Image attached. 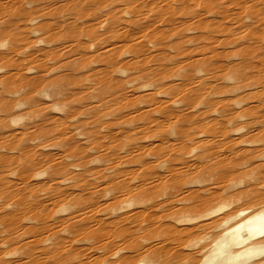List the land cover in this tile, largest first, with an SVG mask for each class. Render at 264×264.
<instances>
[{
    "label": "rangeland",
    "instance_id": "374dc122",
    "mask_svg": "<svg viewBox=\"0 0 264 264\" xmlns=\"http://www.w3.org/2000/svg\"><path fill=\"white\" fill-rule=\"evenodd\" d=\"M261 1L0 0L6 3L0 6V264L149 262L146 252L135 258L137 241L167 256L176 250L174 258L189 264L212 247L223 218L264 206L253 200L264 195V165H241L238 154L264 144ZM251 2L254 13L241 6ZM31 78L40 81L37 87ZM206 152L212 157H202ZM31 162L36 165L26 170ZM261 162L264 157L255 159ZM233 163L242 170L235 175ZM57 168L61 192L72 190L66 203L49 206L47 178ZM153 181L156 194L182 188L177 194L186 197L177 206L194 203V189L202 196L219 188L223 196L194 216L209 214L165 218L144 239L145 213L135 218L131 212L146 205L140 204L146 191L136 186ZM30 185L44 207L31 198ZM243 188L253 194L239 196ZM19 194L26 198L21 204L29 199L25 208ZM90 207L96 211L91 220L70 222ZM127 255L132 260H123Z\"/></svg>",
    "mask_w": 264,
    "mask_h": 264
},
{
    "label": "bare ground",
    "instance_id": "6f19581e",
    "mask_svg": "<svg viewBox=\"0 0 264 264\" xmlns=\"http://www.w3.org/2000/svg\"><path fill=\"white\" fill-rule=\"evenodd\" d=\"M210 1H217V0H210ZM245 1H247V0H245ZM0 3H2V2H0ZM247 3V2H246ZM252 3V2H251ZM249 3V4H241V6L242 7H246L247 8V10L248 11H251V10H254L255 12H256V10L254 9V8H256L257 7V5L254 3ZM261 3H263V0L261 1ZM6 3H4V4H1L2 6L3 5H5ZM0 5V6H1ZM239 5V4H238ZM240 6V7H241ZM245 8V9H246ZM254 11L252 12V13H254ZM250 13V12H249ZM261 13V11H259V14ZM259 17V16H258ZM264 18V17H263ZM36 18H34V20H35ZM262 19V18H261ZM256 20V19H255ZM18 68V67H17ZM17 68H16V70H17ZM18 69H20V67L18 68ZM31 69V68H30ZM17 72H19V71H17ZM44 72V71H43ZM15 73V72H14ZM22 73V72H21ZM21 73H19L18 75H20ZM24 73V72H23ZM22 73V74H23ZM21 74V75H22ZM25 74V73H24ZM9 75V74H8ZM11 75V74H10ZM15 75H17L16 73H15ZM41 75V74H40ZM12 76V75H11ZM23 76V75H22ZM26 76V75H25ZM34 76V75H33ZM42 76V75H41ZM34 77H37V75L36 76H34ZM12 78V77H11ZM20 78H22V79H24V77H21L20 76ZM46 78V77H45ZM13 79H15V78H13ZM25 79H28V78H25ZM30 79V78H29ZM7 80H10V78L8 79L7 78ZM34 80H36V78H31V80H28V81H32L31 82V86H33V87H37V85H39V80H37V81H34ZM39 81V82H38ZM42 81H43V79H42ZM45 81V80H44ZM27 82V81H26ZM29 82V83H30ZM36 82H38V84L36 83ZM29 83H27L28 85H29ZM44 83V82H43ZM42 84V83H41ZM28 86V87H31V86ZM17 89V88H16ZM30 90V89H29ZM65 90V89H64ZM62 91V92H64V94L66 93L67 94V92L66 91ZM58 93V92H57ZM61 93V92H60ZM59 93V94H60ZM69 93V92H68ZM28 94H29V92H28ZM34 94V93H33ZM33 94H31V95H33ZM63 94V93H62ZM62 94H60V95H62ZM73 93H71V95H72ZM69 95V94H68ZM26 96V95H25ZM24 97V96H23ZM35 97V96H34ZM33 97V98H34ZM29 98H30V96H29ZM23 99H25V98H21V100H23ZM30 99H32V98H30ZM25 101V100H24ZM29 103H30V100H27ZM23 102V101H22ZM28 102H24V103H28ZM21 103V102H20ZM21 104H23V103H21ZM33 106H35V105H33ZM37 106V105H36ZM38 107V106H37ZM37 107H34L35 109H33V107H32V105H31V109L30 110H34L35 112L36 111H38L39 109H41V108H37ZM40 107V106H39ZM7 108V107H6ZM40 111V110H39ZM44 111V110H43ZM45 112V111H44ZM68 112V111H67ZM40 113H43V112H41L40 111ZM38 114V113H37ZM44 114V117H46L45 115H46V113H43ZM63 114V113H62ZM72 114V113H71ZM74 114V113H73ZM49 115V114H48ZM51 115V114H50ZM58 115V114H57ZM70 115V114H69ZM69 115H66V116H69ZM40 116H41V114H40ZM60 116V115H59ZM73 117H75L74 115H72ZM41 117H43V116H41ZM61 117H63V116H60V120H62L61 119ZM48 118V117H47ZM46 118V119H47ZM50 118V117H49ZM48 118V119H49ZM55 119H56V117H55ZM59 123H60V121H59V119L57 118L56 119ZM52 121V120H51ZM54 121V120H53ZM52 121V122H53ZM65 121V120H64ZM55 122V121H54ZM57 122V123H58ZM42 123V122H41ZM61 123H64V122H62L61 121ZM60 123V124H61ZM66 123V122H65ZM65 123H64V125H65ZM39 124V123H38ZM58 125V124H57ZM63 125V126H64ZM37 126V125H36ZM40 129H42V128H40ZM40 129H38V130H40ZM44 129V128H43ZM45 131H46V129H44ZM23 131V130H22ZM41 132H42V130H40ZM44 131V132H45ZM48 131V130H47ZM260 131V130H259ZM44 132H42L43 133V135H44ZM45 134H46V132H45ZM185 134H187V133H185ZM188 134H190V133H188ZM187 134V135H188ZM186 135V136H187ZM253 135V134H252ZM190 137H191V135H190ZM193 137V136H192ZM252 137V136H251ZM187 138H189V135H188V137ZM249 138V137H248ZM182 139V138H181ZM192 139V138H191ZM247 139V138H246ZM184 140V139H183ZM183 140H181V141H183ZM193 140V139H192ZM206 140V139H205ZM201 143V142H200ZM212 143V142H211ZM232 143V142H231ZM215 144V143H214ZM213 144V145H214ZM230 144V143H229ZM175 151V150H174ZM239 151V150H238ZM51 152V151H50ZM49 152V153H50ZM212 152V151H211ZM211 152H209L210 154H211ZM53 153V152H52ZM62 153V152H61ZM207 153V152H206ZM235 153V152H234ZM58 154V153H57ZM238 154H242L243 155V159H242V161H241V165H244V166H250L251 168L253 167V169L254 168H258V167H261L262 165H264V163L263 162H261V163H256L255 164V159L256 158H261V157H264V144L260 147V146H255V147H248V148H243V149H240V151L238 152ZM53 156H55V154H52ZM59 155V154H58ZM62 154H60V156H61ZM202 155V154H201ZM213 155V154H212ZM219 154H217L216 155V157L218 156ZM236 155V154H235ZM49 156V155H48ZM51 157V156H49V158H52V159H54V158H56V156L55 157ZM169 156H170V154H169ZM204 156H208V153H207V155L206 154H204V155H202V157H204ZM210 156V155H209ZM208 156V157H209ZM210 157H212V156H210ZM59 158V157H58ZM61 158V157H60ZM220 157H218V161L217 162H220V160H225L224 159V157H222V159L220 158ZM49 160H51V159H49ZM202 160V159H201ZM212 160V159H211ZM214 160V159H213ZM163 161V160H162ZM208 161H210V160H208ZM257 161V160H256ZM211 162V161H210ZM209 162V163H210ZM35 163H37V162H35ZM207 164V165H210V164ZM223 163V161L221 162V164ZM60 164V163H59ZM215 164H216V162H215ZM36 165V164H35ZM34 162H31V164H29L28 166H26V170H29V169H31V168H33L34 166ZM218 165H220V163H218ZM222 165H224V164H222ZM233 166H232V168L230 169V171H231V173H233V175H235L234 174V172H238V171H242V170H240L239 169V167H237V163H233L232 164ZM252 165V166H251ZM199 166V165H198ZM206 166V165H205ZM211 166V165H210ZM213 166H215V165H213ZM63 167V166H62ZM28 168V169H27ZM60 168V167H59ZM59 168H57V170L56 171H52V172H50L49 173V176H48V181H50L49 183V185H51V188L53 189V192L51 193V194H49L48 193V195H47V200H48V196H49V204L51 203H54V205L55 204H60V202L61 201H63L64 203H66L64 200H66L67 199V195L66 194H68L69 192H70V190H72V189H70V190H68L69 192H66V194L65 193H62L61 192V189H59V188H61L58 184H59V177L62 175L61 174V171L60 170H58ZM205 168H208V167H205ZM25 169V168H24ZM172 169H174V168H172ZM200 169V168H199ZM210 169V167L208 168V170ZM170 170V169H169ZM211 170H213V169H211ZM244 170V169H243ZM204 171H206V170H204ZM24 172H27V173H24ZM28 172L29 171H23V173L25 174H21L20 175V177L22 178V182H26V180H28L27 179V175H28ZM39 172H41V171H39ZM174 172V171H173ZM176 172V171H175ZM174 172V173H175ZM202 172H203V170H202ZM206 172H209V171H206ZM168 173H170V172H168ZM205 173V172H204ZM210 173V172H209ZM61 174V175H60ZM203 174V173H202ZM206 175H207V173H205ZM205 174H203V176H205ZM36 175V174H35ZM37 175H39V174H37ZM150 175H152V174H150ZM149 175V176H150ZM163 175V174H162ZM209 175V174H208ZM146 176H147V174H146ZM155 176V175H154ZM160 177H161V175H159ZM264 176V175H263ZM166 178V177H165ZM221 177H219V179H220ZM20 179V178H19ZM160 179V178H159ZM188 180L186 181V182H188L189 181V179L190 178H187ZM201 179V178H200ZM199 178H197V179H193L192 180V178H191V182H198V183H201L202 182V180H200ZM221 179H224V177L223 178H221ZM219 180V181H223V180ZM148 180V179H147ZM161 180V179H160ZM159 180V181H160ZM163 180V179H162ZM160 181L162 184H163V181ZM206 180V179H205ZM146 181V180H145ZM149 181V180H148ZM204 181V180H203ZM217 181V180H216ZM218 181V182H219ZM225 181H226V179H225ZM183 182V181H182ZM10 183V182H9ZM11 183H13L14 184V181H11ZM27 183V182H26ZM29 183V182H28ZM48 183V182H47ZM159 183V182H158ZM158 183H154V181L153 182H150V183H142L143 185H137L136 186V188L137 189H141V188H143L142 190L143 191H146V193H145V195H146V197H147V199L146 200H143L142 199V201H141V197H139L140 198V204H146L145 205V207H141V208H137L136 210H133L134 212H131L132 214H134L133 216L136 218V217H138L139 215H141V214H144V218H143V220L145 221V222H147V230L148 231H146V233L143 235L144 236V239H150V235L152 236V232H155L156 230H157V226H156V224L158 223L159 225H161V224H165L163 221H164V219L165 218H167V219H174V218H178L177 216H179V215H182L183 213H185V212H187V213H189L188 214V220H194L195 218L197 219L198 217H200V216H202V215H206V214H209L210 212H212L211 210L210 211H208V213H204V214H200V216H194V214L195 213H199V211H201V210H206L207 209V207H210V205L211 204H213V202L214 201H216V199H218L219 197H221L222 198V194H221V192L219 191V188H216V189H218V191L216 190L215 191V189H214V191L212 190V188L210 187V189L209 190H212V192L209 194L208 193V189L207 188H203V190L204 189H207L208 191H205V192H207L205 195H202L201 196V194L200 195H198V194H194L193 192H194V190H191V194L192 195H194L193 197H198L197 199L196 198H194L195 200H193L194 201V203H192L191 205H182V206H177V205H175L176 204V202H178V201H180V200H184V198L186 197V196H179L177 193H179L178 191H181V189L182 188H180V187H177V190L175 189V190H168V191H166V192H162V193H160V194H156V193H154L155 191L157 192V190L155 189L159 184ZM185 183V182H184ZM202 183H204V182H202ZM221 183V182H220ZM260 183V182H259ZM13 184H11L10 185V187H11V189H12V185ZM161 184V185H162ZM181 184V183H180ZM186 184V183H185ZM230 184V183H229ZM253 183H251V185H252ZM257 184V183H256ZM16 185V184H15ZM27 185V184H26ZM29 185V184H28ZM122 185V186H121ZM120 186L121 187H119V189L121 188V189H123L122 187H123V185L124 184H121ZM135 185V184H134ZM177 185V184H176ZM176 185H174V187L176 186ZM251 185H250V187H251ZM14 186V185H13ZM85 186L86 185H84V186H82L83 188H84V190L83 191H85L86 189H85ZM163 186V185H162ZM211 186V185H210ZM218 186V185H217ZM24 187V186H23ZM26 187V186H25ZM28 187V191L31 193V198L33 199L34 198V202H36V203H39V201H41V200H39V201H37L38 199H37V192L33 189V187H31V185H30V187L29 186H27ZM27 187H26V189H27ZM128 187H130V188H127V189H130V190H132V187L131 186H129L128 185ZM161 187V186H160ZM173 187V186H172ZM220 187H222V185H220ZM250 187H249V189H250ZM256 187V186H255ZM135 188V187H134ZM158 189H160L159 187H157ZM248 188V187H247ZM82 189V188H81ZM124 189H126V188H124ZM123 189V190H124ZM155 189V190H154ZM227 189H229V188H227ZM226 189V190H227ZM251 189H252V187H251ZM253 189H254V187H253ZM257 189V188H256ZM67 190V189H66ZM188 190V189H187ZM199 190V189H198ZM226 190H225V193H227L226 192ZM63 191H64V189H63ZM95 192H99L100 190H99V188L97 189V190H94ZM142 191V193H144ZM165 191V190H164ZM183 191V190H182ZM185 191V190H184ZM196 191V190H195ZM229 191V190H228ZM252 194H253V192H252V190H249ZM249 191L247 192H245L244 191V188L242 189V190H239V192H240V194H239V196L242 194L243 196L245 195V194H243V193H249ZM27 192V191H26ZM85 192H87V191H85ZM130 192V191H129ZM210 192V191H209ZM20 193V192H19ZM224 193V194H225ZM254 193H255V191H254ZM21 194V193H20ZM18 195V196H20V199H18V198H16L17 200H19V201H17V203L19 204L18 206H20V202H23V200L25 199L26 200V198H25V195H23V197H21V195ZM23 194V193H22ZM65 194V195H64ZM72 194V193H71ZM89 194V192L87 193V195ZM99 194V193H98ZM140 194V193H139ZM156 194V195H155ZM185 194V193H184ZM183 194V195H184ZM228 194V193H227ZM70 195V194H69ZM73 195V194H72ZM76 195H80V193L78 192V193H75L73 196H70V198H72V197H74V196H76ZM85 195V194H84ZM84 195H81L80 197H83L84 198ZM136 195V194H135ZM142 195V194H141ZM157 195L160 197V196H168V198L166 199V200H161V201H157L156 200V197H157ZM197 195V196H196ZM222 195V196H221ZM232 195H234V197L235 196H237V195H235V193H232ZM242 195H241V197H242ZM248 195H250V193L248 194ZM227 196L228 195H226V198H227ZM230 196H231V194H230ZM239 196H237V197H239ZM246 196V195H245ZM244 196V197H245ZM193 197H192V199H193ZM249 197V196H248ZM247 197V198H248ZM254 197H255V195H254ZM69 198V197H68ZM69 198V199H70ZM87 198H89V196L87 197ZM139 198H137V200L139 199ZM143 198V197H142ZM163 198V197H162ZM166 198V197H165ZM191 198V197H190ZM220 198V199H221ZM233 198V197H232ZM246 198V197H245ZM251 199L253 198V196H251L250 197ZM249 198V199H250ZM40 199V198H39ZM73 199V198H72ZM74 199H76V200H78L77 198H74ZM80 199H82V198H80ZM191 199V200H192ZM241 199V198H240ZM248 199V200H249ZM83 200V199H82ZM85 200V199H84ZM94 200V199H93ZM254 200V202H256L257 204H259V203H262V202H264V195H263V193L262 194H257V196L255 197V199H253ZM252 200V201H253ZM27 201H29V199L27 200ZM27 201L25 202L27 205H28V203H27ZM32 200H30V202H31ZM68 201H70V200H68ZM71 201H74V200H71ZM81 201V200H80ZM230 201V200H229ZM33 202V201H32ZM45 203H48V201L46 202V200L44 201ZM79 202V201H78ZM82 202V201H81ZM80 202V203H81ZM149 202V203H148ZM226 202V201H225ZM224 202V203H225ZM14 203H15V201H14ZM16 203V204H17ZM25 203L24 204H21V206L22 205H24L25 206ZM83 203V202H82ZM221 203V202H220ZM42 203H39V205H41ZM51 204L49 205V206H51ZM88 204H91V203H88ZM132 204V203H131ZM137 204H139V203H137ZM31 205V204H30ZM43 205V204H42ZM41 205V206H42ZM133 205V204H132ZM24 206H22V208L24 207ZM35 206H36V204H35ZM38 206V205H37ZM48 205H46V207H47ZM221 206V205H220ZM219 206V207H220ZM31 207V206H30ZM32 207L33 208H36V207H34V204H32ZM39 207V206H38ZM36 208V211H37V209H39V208ZM42 207H44V206H42ZM25 208V207H24ZM98 208V207H97ZM222 208H223V206H222ZM29 209V208H28ZM220 209H221V207H220ZM17 210V209H16ZM34 209H29V211H33ZM25 211V210H24ZM23 211V212H24ZM28 210L27 211H25V213H24V216L23 217H26L27 215V213L26 212H28V213H30ZM35 211V212H36ZM95 212L96 211H94V209L92 208V207H90V209L88 210V209H86V210H84L83 208L81 209V211H78V212H74L75 214L74 215H71L72 216V218L73 217H77L76 218V220L74 219V221H70V222H72V223H74V222H78V221H83L84 222V220L85 219H87L88 218V220L90 219V216L91 217H93L94 215H95ZM214 212H215V209H214ZM33 213V212H32ZM32 213L31 214H28L29 215V218L30 217H32V218H34V217H36V214L35 213H33V215H34V217H33V215H32ZM197 213V214H198ZM200 213H202V211L200 212ZM23 214V213H22ZM191 214V215H190ZM212 214V213H211ZM30 215H32V216H30ZM93 215V216H92ZM126 215V214H125ZM12 216H15V215H12ZM127 216V215H126ZM129 216V215H128ZM130 216H132V215H130ZM129 216V217H130ZM142 216V215H141ZM15 218H17V216H15ZM26 218H28V217H26ZM31 218V219H32ZM72 218H70V215H69V217H67V218H65V219H71L72 220ZM95 219H96V217H94ZM120 218V217H119ZM221 218V217H220ZM12 219V218H11ZM18 219V218H17ZM25 219V218H24ZM13 220V219H12ZM91 220V219H90ZM141 220V219H140ZM99 221V220H98ZM101 221V220H100ZM212 222V221H211ZM157 224V225H158ZM202 224H204V223H202ZM200 225V224H199ZM145 225L143 224V227H144ZM197 226V225H196ZM222 226H224L223 227V230H221V233L218 235V236H216L213 240H212V242L210 241V246L209 247H211L210 249H208L206 252H201V253H203L201 256L202 257H200V254H199V258L197 259L196 257H194V259H192L191 261H193V260H196V261H194V262H191V263H189V264H264V257L262 258L261 257V255L262 254H264V206H259L258 208H256L255 210H253V211H251V209L249 208V207H242V208H238L237 210H235V211H233L230 215H228V216H226L225 218H223L222 219ZM47 227V226H46ZM45 227V228H46ZM192 227V226H191ZM190 227V228H191ZM194 227H195V225H194ZM197 227H199V226H197ZM202 227V226H201ZM207 227V226H206ZM208 227H209V224H208ZM189 228V229H190ZM193 228V227H192ZM160 229V228H159ZM185 229V228H184ZM188 229V228H187ZM188 229V230H189ZM186 230V229H185ZM209 244H207V245H209ZM175 245V244H174ZM179 245V244H178ZM205 245H206V243H205ZM206 245V246H207ZM132 248L137 252V253H135V258L137 257L136 256V254L138 255V257L139 256H141L142 254H144L145 252H146V254H144V255H146V256H151V257H149V259H150V261L148 262L147 260H145V259H141V260H139L137 263H135V264H182V262H180V260L179 259H176V258H174V253H178V252H176V250L174 251V250H172V251H174V253H173V256H167L166 254H165V252L163 251V250H161V249H158L159 248V246H158V248H157V246H154V245H149V246H144L143 244H142V242H139V241H137L136 243H135V245H133L132 246ZM144 248V249H143ZM202 248H204V247H202ZM174 249V248H173ZM176 249V248H175ZM179 249V248H178ZM201 249V248H200ZM167 250V249H166ZM122 251V248H119V249H117L116 251H114L113 253H112V255H117L119 252H121ZM169 251H171V249H169ZM198 251V250H197ZM203 251V250H202ZM196 252V251H195ZM193 253V252H192ZM191 254V253H190ZM170 255H171V253H170ZM132 256H134V254L132 255ZM131 255L129 256V255H127V256H124L123 257V260H132V257ZM196 258V259H195ZM103 264H106V263H103ZM111 264H122L121 262H116V261H111Z\"/></svg>",
    "mask_w": 264,
    "mask_h": 264
}]
</instances>
